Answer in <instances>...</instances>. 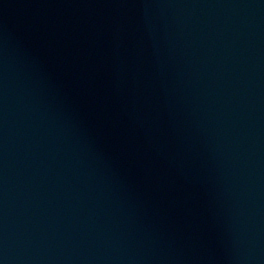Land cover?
<instances>
[{
	"label": "water",
	"instance_id": "obj_1",
	"mask_svg": "<svg viewBox=\"0 0 264 264\" xmlns=\"http://www.w3.org/2000/svg\"><path fill=\"white\" fill-rule=\"evenodd\" d=\"M0 264H167L31 0H0Z\"/></svg>",
	"mask_w": 264,
	"mask_h": 264
}]
</instances>
